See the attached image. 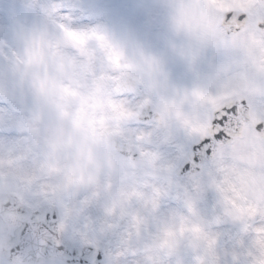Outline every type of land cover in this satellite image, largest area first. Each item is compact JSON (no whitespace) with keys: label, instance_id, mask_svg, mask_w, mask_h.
Masks as SVG:
<instances>
[{"label":"clouds","instance_id":"1","mask_svg":"<svg viewBox=\"0 0 264 264\" xmlns=\"http://www.w3.org/2000/svg\"><path fill=\"white\" fill-rule=\"evenodd\" d=\"M167 3L169 29L176 38L169 46L194 74L190 87L169 82L160 56L98 26L119 54L120 66L95 39L74 47L57 27V13L42 11L41 23L20 33L22 49L14 63L32 92V143L15 153L0 148V193L19 198L18 187L31 189L33 195L63 208V226L70 216L99 208L95 230L115 236L113 260L128 255L130 264H218L222 251L216 250L220 233L214 226L227 219L248 232L264 226V215L253 225V218L232 207L243 193L238 179L227 176L220 177L224 191L216 192L209 212L198 208L197 198L187 191L172 194L175 206L161 208L170 193L169 164L158 163L159 153L149 147L155 129L129 124L148 105L158 118L156 106L163 103L196 120L210 106L208 95L224 91L239 90L254 104L264 102V46L251 31L225 33L210 0ZM70 28L86 32L93 27ZM207 52L220 59H210L209 71L202 74L198 65ZM171 124L182 127L174 118L160 127ZM138 132L145 133V139L130 146ZM148 151L156 154L152 163L143 155ZM63 197L69 198L67 203ZM252 232L249 247L259 258L264 241ZM246 250L242 255L248 264ZM240 255L233 252V260Z\"/></svg>","mask_w":264,"mask_h":264},{"label":"rangeland","instance_id":"2","mask_svg":"<svg viewBox=\"0 0 264 264\" xmlns=\"http://www.w3.org/2000/svg\"><path fill=\"white\" fill-rule=\"evenodd\" d=\"M52 2L61 5L58 10L61 15L66 14L70 17V20H61V16H58L59 22L67 23L72 27L98 26L116 39L137 44L146 53H152L163 59L170 83L191 86L195 78L194 74L169 46V42L176 38L169 29L171 9L167 0H97V5L93 9H87L83 0H39V3L44 5ZM42 18V11L38 5L28 8L24 6V0H0V148H10L13 153L32 143V136L28 132L30 110L33 107L32 92L28 84L20 80L14 63L16 55H19L22 49L19 36L22 31L39 25ZM210 59L215 63L220 57L219 55L213 57L211 52L205 53L198 65L199 72L203 74L209 71ZM129 127L155 129L150 137L149 147L159 153L158 163L169 162L176 154L174 147L185 143L189 134L178 124H171L168 128L155 125L142 128L139 124L130 123ZM212 167L211 160L189 179L175 176L173 179L169 178L170 193L162 200L161 208L174 206L177 203L171 198L172 194L187 191L197 198L198 208L203 212L211 211L217 200V193L208 182V172ZM17 191L21 192L20 197L29 205L38 204L41 200L47 201L40 195H33L31 189L22 190L18 187ZM63 199L67 203L69 198L63 197ZM76 199L79 197L77 196ZM60 209L63 220L64 210L61 206ZM100 214L99 208L89 207L79 215L70 216L64 223L66 232L75 240L105 238L110 242V246L112 244L106 264H130L128 255L113 260L116 250L115 236L101 234L95 230L96 220ZM257 223H260L258 217L253 219V225ZM214 227L220 233L216 250L218 254L222 251L218 264H245L246 258L242 254L249 247L250 238L254 235L251 229L242 232L239 223L230 220H224ZM233 252L241 254L235 261L232 258ZM0 264L7 263L0 258Z\"/></svg>","mask_w":264,"mask_h":264},{"label":"snow or ice","instance_id":"3","mask_svg":"<svg viewBox=\"0 0 264 264\" xmlns=\"http://www.w3.org/2000/svg\"><path fill=\"white\" fill-rule=\"evenodd\" d=\"M210 3L215 5L220 26L224 27L225 33L232 31L233 34H246L251 31L254 36L260 37V44L264 46V0H210ZM37 5L41 11L57 13L61 20H70L66 14L59 13V3L44 5L40 4L39 0H24L25 7ZM241 15L243 20H238ZM57 27L64 32L74 47H80L85 40L95 39L99 46L106 50L109 59L115 57L117 66H120L119 54L97 27L86 32L74 31L69 24L63 22H58ZM261 64H264V58L261 59ZM193 94L204 97L203 93L194 91ZM207 99L211 101L210 106L203 116L196 120L189 118L175 105H157L159 116L156 125L160 127L165 121L174 118L189 134L212 138L213 167L208 172L209 186L221 193L224 191V184L220 177L237 178L243 195L239 203L231 202L232 207L240 215L253 219L264 215V128H256L258 123L264 122V102L254 104L239 90L220 92L215 97L209 94ZM144 139L145 133L138 132L130 138V146L133 142L138 144ZM143 155L150 163L156 160V154L151 151L143 152ZM170 168L169 164V170ZM185 194L187 195L186 192ZM63 227L61 224L60 228ZM252 231L260 241H264V226L253 227ZM245 255L249 258L248 264H264V249H261L259 258L251 247L247 248Z\"/></svg>","mask_w":264,"mask_h":264},{"label":"water","instance_id":"4","mask_svg":"<svg viewBox=\"0 0 264 264\" xmlns=\"http://www.w3.org/2000/svg\"><path fill=\"white\" fill-rule=\"evenodd\" d=\"M243 18L241 15L238 20ZM256 128H264V122L258 123ZM191 156L197 160V167L212 158V138L196 135L188 150V157ZM190 171L181 170L186 174ZM53 211L30 209L17 196L5 198L0 193V255L12 263L33 264L60 258L67 264H102L107 257L108 244L103 241L70 243L63 237L56 210Z\"/></svg>","mask_w":264,"mask_h":264}]
</instances>
